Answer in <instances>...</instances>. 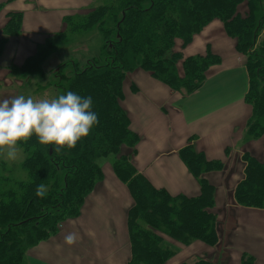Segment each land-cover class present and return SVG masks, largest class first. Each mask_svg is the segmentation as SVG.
Listing matches in <instances>:
<instances>
[{
    "label": "trees",
    "instance_id": "obj_1",
    "mask_svg": "<svg viewBox=\"0 0 264 264\" xmlns=\"http://www.w3.org/2000/svg\"><path fill=\"white\" fill-rule=\"evenodd\" d=\"M15 1L1 0L0 6ZM13 3L6 9L0 50L8 37L21 33L23 12ZM90 6L84 13L64 15L62 27L37 43L34 53L15 67L24 77L43 76V62L53 52L72 46L89 32L102 40L83 63L65 59L54 70L59 94L71 90L92 97L98 123L88 135L71 148L41 144L35 135L18 142L24 153L22 179L12 177L0 157V264H26L27 250L80 216L107 171L129 200L124 264H172L169 260L178 248L172 242L183 246L219 242L215 207L220 193L205 174L221 171L225 163L209 158L189 137L177 154L196 180L197 190L171 193L156 186L135 166L140 135L131 129L121 104L127 76L135 69L173 91L191 94L199 89L221 57L209 46L204 53L189 55L184 49L212 21L222 24L243 61L247 78L243 101L250 107L244 135L247 141L261 140L263 146V159L246 150L241 154L243 175L234 186L233 199L238 208L264 209V0H106ZM128 87L136 90L134 85ZM109 155L114 156L109 167L99 162ZM37 185L45 186L44 197L36 196ZM175 264L216 263L196 255L190 262ZM239 264L258 263L243 252Z\"/></svg>",
    "mask_w": 264,
    "mask_h": 264
},
{
    "label": "crops",
    "instance_id": "obj_2",
    "mask_svg": "<svg viewBox=\"0 0 264 264\" xmlns=\"http://www.w3.org/2000/svg\"><path fill=\"white\" fill-rule=\"evenodd\" d=\"M61 1L68 3L72 0ZM50 2L51 0H16L14 3L12 2L16 10L23 12L22 29L19 35L8 37L0 50V97H4L5 94L14 96L17 92L15 88L9 86L7 79L9 70L19 72L15 67L22 65L24 60L34 52L36 44L43 42L46 36L56 28L62 27V18L56 25L47 12L41 16L37 12L41 9V11H45L44 6ZM79 2L83 4L84 0H79ZM11 4H7L0 15V36L2 26L6 21V9ZM33 4L35 7L32 9ZM90 5L92 2H88L84 6L89 8ZM33 19L39 20V24H43L47 30L41 35L28 36L25 39L26 23L31 24ZM48 19L50 20L48 21ZM29 32L32 31L29 29ZM93 38L84 41L88 44L96 40L98 44L102 42L100 36ZM84 41L79 40L70 47L53 52L49 56L51 59L48 57L49 60L46 59L43 62V76H36L44 78L49 71L57 68L66 59L67 54L82 47ZM233 43L234 40L225 35L222 24L218 21L210 22L193 37L191 43L184 49L185 54L204 53L206 47L209 46L211 51L220 55L221 61L210 67L206 80L199 89L182 98H178L177 91L169 89L141 69H135L127 76V88L121 104L127 111L131 129L140 135L136 150H140L143 144L149 146L147 155L143 158L139 157L137 161V156L141 154L137 151L138 154L133 160L137 169L156 186L164 187L171 193H191L197 190L196 180L187 171L177 154L189 137L194 138L192 143L209 158H224L225 163L230 160L227 155L223 157V152L228 148V155L230 153L237 155L238 151H241L240 154H242L245 150L257 157L263 154L262 142L259 139L241 144L250 107L243 101L247 89L246 72L242 64L243 61L234 51ZM84 46L86 47L87 44ZM21 51L29 52L24 56L23 62L19 58ZM34 75L20 76L26 79ZM129 84L134 85L137 90L133 91L128 87ZM237 159L238 162L234 164L235 169H237V173L239 169V174H243L244 162L240 156L235 160ZM226 167L227 163L224 170ZM230 169L232 170V167ZM212 173H206L205 176L210 179ZM227 175L233 177L234 173L228 172L226 177ZM227 182L232 184L228 178ZM109 186L112 187V196L106 197V199L113 200L114 218L121 222L122 230L117 234L112 233L114 238L111 246L100 248L97 246L98 238L95 243H91L85 235L78 234L77 221L91 205V201L94 202L95 197L100 195L99 188L108 191ZM94 193L87 200L80 216L65 223H72V226L75 227L74 233L78 237L76 242L72 245L66 244L64 236L69 231L62 228L61 232L63 233L60 232L61 234L59 233L27 250L25 254L27 264H124L128 253L125 210L129 204L124 188L122 189L113 178L109 183L104 182L99 185ZM235 209L238 218L241 212L240 216L249 219L251 213L239 210L238 207ZM232 224L225 231V239L229 242L232 241L231 236L235 233ZM262 227L264 232V224ZM80 233L83 234L82 230Z\"/></svg>",
    "mask_w": 264,
    "mask_h": 264
},
{
    "label": "rangeland",
    "instance_id": "obj_3",
    "mask_svg": "<svg viewBox=\"0 0 264 264\" xmlns=\"http://www.w3.org/2000/svg\"><path fill=\"white\" fill-rule=\"evenodd\" d=\"M104 1L106 0H84V3L80 4L79 0H72L71 2L68 3L61 0H51L49 4L44 6L45 11H41L42 10L41 9V10H37V12L39 13L40 16L41 14L44 15V13L47 12L49 14V17L52 19V21L55 22L57 25V23L59 24L61 18L64 15L77 13V12H81V13L86 12L88 10V8H85L84 6L86 3L92 2V7H93ZM34 7L35 4L32 5V9ZM4 9L5 7L3 8L0 6V15ZM49 20L50 19H48V21ZM31 22H32L31 24L26 23L27 32L24 34L25 39L28 36L41 35L45 30H47V27H45L43 24L42 25L39 24V20L33 19ZM29 29L32 32H29ZM59 29H60L59 27L56 28V30H53L52 33L58 31ZM262 35L264 36V33ZM94 36H99V35L97 33L93 34V32L91 33L89 32L88 34L80 37V41L81 40L84 41L86 39H94L93 38ZM82 44L84 45L87 44V46L85 47L83 45L80 48L74 49L73 51H71V53L66 55V60L67 59H72L77 61L79 60L81 63H83L87 58L91 57L97 51L101 43L98 44V41L96 40L93 41L91 44L90 43L88 44L85 41ZM179 46H180V41L177 40L175 44V49H177L176 47H178L179 49ZM94 49L95 52H93ZM27 53L29 52L21 51V53H19V58L21 59L22 62L24 60V56L27 55ZM49 59H51V57H49ZM56 69L57 68H55L54 70ZM54 70L49 71L44 78L34 75L31 78H26V79H23L18 71L9 70V73L7 74L8 75L7 79L9 81V86L15 88L17 91L16 94L14 95H18V94H24L25 96L31 95L34 99H39L43 97L51 98L59 94V89L55 84L57 78L54 75ZM125 88H127V84ZM177 92L179 94L178 98L187 96V94L184 92L181 93L179 91ZM6 95L7 94H5V96ZM241 139H242L241 144L247 141L244 132L242 134ZM228 149H226L223 152L224 154L223 157L227 155V158L230 159L228 162L225 160L227 163L226 169L224 170L223 168L221 171H215L210 176L211 181L215 183L217 187V191L220 193V197L217 196L218 199H216L217 203L215 207L216 209L215 213L217 214L216 217H218L219 220V227L217 228L221 229L219 242L214 246H209L201 242L199 245L197 243H192L191 245L183 246L178 243L172 242L178 246V248L175 249L176 250L175 256L169 260L172 264L178 263L180 261L190 262L194 260L196 255H198V257H206L207 259H209L210 261L216 264H239V258L243 252L251 253L255 257V260L257 261L258 264H264V234H263L264 232L262 227L264 224V209L241 207L239 208V210H245L246 212L251 213V215L249 216V219H245L244 217L240 216L241 213L240 212L239 213L240 219L238 218L236 213L237 210L235 209L237 205L235 204L233 199V190L237 180H240L243 174L241 173L239 174L240 172L239 169L237 173L236 171L237 169H235L234 164L238 162V159L237 160L235 159L241 156L240 154L241 151H238L237 155L236 154L234 155L233 153H230V155H228L229 154ZM148 150H149V146L143 144L140 150L137 149L134 152L135 156H133V159L135 160V157L138 154V152L139 154L141 152V154L137 156V161H138L139 157L143 158L145 155H147ZM23 157H24V153L20 147L17 158L14 161L8 160L6 157H1V159L4 160L7 163L8 167L11 169V175L15 179H22L25 178L26 176V172L21 167V162L23 161ZM258 157L260 159H263V154L259 155ZM113 158H114L113 155H109L108 157L100 159L99 162L101 164L107 162L106 163L107 166L110 165L109 163H112ZM216 159H221L223 163H225L224 158L223 159L216 158ZM226 163L224 164V166L226 165ZM230 167H232V170L230 169ZM228 172H230V174L234 173L233 177H228V175L226 177V174H228ZM227 178L232 182V184L227 182ZM112 179L113 178L111 174L107 171L105 173L104 182L109 183L110 181H112ZM107 190L108 191L99 188L100 195L95 197L94 202L91 201V205L87 207L86 211L82 213V215L78 218L77 221V229L79 230L78 234L80 236L85 235V237L91 243H95L98 238L97 246L100 248L101 247L108 248L109 246H111L114 238L112 236V233L115 232V234H117L120 230H122L121 222H118L114 218L115 207L113 200L106 199V197L110 198V196H112L111 193L112 187L109 186ZM231 224L234 226L235 233L231 236L232 241L229 242L227 239H225V231L228 230L227 228ZM63 229L69 232H75V227L72 226V223L65 224L63 226ZM80 230H82L83 234L80 233ZM167 240L171 241L168 238ZM202 245L207 248L203 247ZM27 263L28 262L26 260V264Z\"/></svg>",
    "mask_w": 264,
    "mask_h": 264
},
{
    "label": "clouds",
    "instance_id": "obj_4",
    "mask_svg": "<svg viewBox=\"0 0 264 264\" xmlns=\"http://www.w3.org/2000/svg\"><path fill=\"white\" fill-rule=\"evenodd\" d=\"M97 123L92 97L71 90L51 98L34 99L24 94L0 97V157L14 161L19 143L32 135L41 144L74 147ZM35 194L44 197L45 186L37 185ZM77 238L69 232L64 242L72 245Z\"/></svg>",
    "mask_w": 264,
    "mask_h": 264
}]
</instances>
